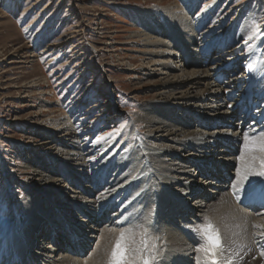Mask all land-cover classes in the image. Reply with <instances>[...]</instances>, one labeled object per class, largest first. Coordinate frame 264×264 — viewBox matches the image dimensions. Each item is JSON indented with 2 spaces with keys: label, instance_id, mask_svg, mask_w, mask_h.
Wrapping results in <instances>:
<instances>
[{
  "label": "rangeland",
  "instance_id": "1",
  "mask_svg": "<svg viewBox=\"0 0 264 264\" xmlns=\"http://www.w3.org/2000/svg\"><path fill=\"white\" fill-rule=\"evenodd\" d=\"M167 7L171 11H179L178 16H187L189 23L196 28L193 40L197 43L187 44L186 50L195 53V58L204 61L207 68L227 66L233 58L247 54L250 55L247 59L253 64L259 65L263 61L264 38L260 34L264 33V0H0V227L7 228L15 222L18 236L8 240L5 235V239L0 240V264L6 263H1V258L15 255L14 248L18 255L23 252L22 255L26 256L30 253L27 252L30 246L38 243V239L48 246L52 233L50 227L52 231L58 230V234L64 230V224L58 220L60 211L41 199V195L45 194H28L25 180L37 178L36 173L29 174L36 169L59 183L67 181V191H59L68 192V199L81 202L88 197L94 214L102 209L105 200L124 190L122 187L131 184L141 174L143 183L137 187L139 194L132 198L134 192L131 190L118 198L125 203L129 200L134 202L133 206L127 207L130 216L127 218L124 215L121 220V208L114 209L110 216L119 217L122 225L115 221L106 228L114 229L119 236L121 228L136 226L135 218L144 215L146 220L149 219L145 224L153 236L162 230L164 233V229L168 232V226L164 227L162 218H159V208L153 205L154 198L157 200L156 191L161 189H156L149 177H144L143 171L148 164L143 156L148 142V138L144 137L147 130L143 125H136V128L132 125L144 116L145 108H156L160 89L173 80V76L167 78L162 75L164 71L160 64L164 58L145 53L152 48L143 36L147 33L153 38L167 39L166 33L171 29L167 22ZM137 11H148L153 21L166 28L163 35L157 37L159 34L154 30H147ZM230 31L234 32L233 41L223 43ZM245 37L251 39L245 40ZM114 40L119 43L115 45ZM168 40L182 57L171 58L175 66L187 52L180 49L174 36ZM209 47L212 48L210 58L204 60L203 54ZM167 52L172 50L166 49V57ZM243 66L235 68L234 73L247 76ZM234 73L228 74L222 81H212L213 86L209 87L213 92L217 90L225 94L221 97L224 99L222 103H216L220 109L227 105L236 106L244 99L242 94L248 88L247 83L237 85L236 82V93L232 96L227 93L233 91L229 85L236 81ZM206 89L204 82L195 85L196 92ZM261 98L252 96L254 102ZM205 101L208 106H205L204 113H208L213 101L208 94ZM243 111L245 108L242 114ZM53 119L55 124H52ZM64 121L67 122L66 127L57 131L60 126L56 125ZM68 133L79 145L75 151L78 155L73 158L82 157L81 154L87 158V166L82 169L68 166L61 159L55 161V156L66 149L65 144L72 143L65 141H72L71 137L65 136ZM240 157L241 154L235 156L238 160ZM201 162L203 160L199 162L200 166ZM235 168L239 170V165ZM256 169H259V164ZM71 170L74 173L69 172ZM66 172L70 173V177H66ZM83 172L86 174L79 176ZM200 177L201 174L197 179ZM76 178L79 180L76 181ZM233 179L235 181L236 177ZM83 188L88 194L85 197ZM99 188L103 190L97 193ZM62 193H52L55 199L49 197L52 195L44 198L50 199V202L52 199L56 203V199L62 202ZM191 202V199L188 200L187 205ZM244 209L247 211V208ZM39 215L40 219L35 222L33 219ZM50 217H53V222ZM212 220L216 222L214 218ZM40 223L43 228H39ZM25 229H30V232ZM35 230L38 231L36 236L32 234ZM255 230L254 234H259V228L255 227ZM98 240L94 241V248L90 253L87 251V255L80 258L69 255L87 262L96 250ZM157 243L163 250V243ZM63 250L66 249H59L55 257ZM36 258L29 264H34ZM108 258L104 264H107ZM29 260L28 255L26 262Z\"/></svg>",
  "mask_w": 264,
  "mask_h": 264
},
{
  "label": "bare ground",
  "instance_id": "2",
  "mask_svg": "<svg viewBox=\"0 0 264 264\" xmlns=\"http://www.w3.org/2000/svg\"><path fill=\"white\" fill-rule=\"evenodd\" d=\"M169 9L168 7L166 8V15L171 29L168 34L166 33L167 39L153 38L147 33L143 36H146L144 40L152 48L146 50L145 53H154L156 57L164 58L165 60L160 64L161 70L164 71L162 75L165 74L167 78L173 76V80L171 82L168 81L169 85L160 89L155 102L156 108L154 106L145 108L144 116L132 124L135 128L136 125H143L147 130V134L144 137L148 138V142L146 143L147 147L144 149L143 156L147 158L148 164L143 171L145 172L144 177H149L152 181L151 185L156 189H161L160 192L156 191L155 197H157V200L154 198L153 205L159 208V218H162L163 226H168L169 228L167 229L168 232L164 229L163 233L161 229L162 231L155 235L160 237L159 241L163 243V250L160 248V251L159 249L160 264H196L195 261H197L198 255L202 259V254H198L195 251L196 245L200 243V240L191 231L190 224L203 223L205 217L211 220L221 233L223 251L218 253L221 264H229V262L230 264H264V256L261 255V252L264 251V210L254 213L244 209L250 202H260L261 198L264 197V195L259 194V189L264 188V181L253 174L259 170L256 169L259 159L253 160L251 158L252 154L246 152L243 153V159L238 160L235 158L238 154L242 156L244 134L246 132L252 134L253 129L258 131L264 128V59L259 65L253 64L252 60L247 59L250 56L247 54L245 56L242 55V57H235L232 60L229 59L230 62L227 66L207 68L204 61L202 62L195 58V53L186 50L187 44L197 43L193 40L194 34L197 32L196 28L194 29L193 25L189 23L187 16H178L179 11H171ZM137 12L141 20L146 24L147 30H154V33L159 34L157 37L163 35L162 33H164L166 28L158 21H153L148 11ZM173 36L180 49L187 52L182 61L175 66L172 65L171 58L179 59L182 57L178 55L173 45L169 44L168 39ZM227 36L223 43L233 41L234 32L230 31ZM114 41H116L114 42L115 45L119 43L117 40ZM165 48L172 50V52H167V57ZM211 51V47L207 48V51L203 54L204 60L210 58ZM228 52L231 51L229 50ZM244 60H248V62L242 63ZM241 64H244L243 70L247 76H243V73L239 75L234 73V69L240 67ZM230 73L235 74L233 79L236 81H233V84L230 83V89L232 88L233 91L227 92L228 95L232 96L236 93L238 89V86L236 89V82L237 85L247 83L248 88L242 94L244 99L240 104L237 103L238 105L236 106L227 105L220 109V105L216 103H222L224 99L222 100L221 97L225 94L218 93L217 90L213 92L209 87L213 86L212 81L214 83L222 81ZM203 82L207 89L203 92L197 90L201 91L200 93L196 92L195 85L203 84ZM207 94L213 101H211L212 108H210V113H204V110H206L205 106H208V104H205ZM252 96L253 98L254 96L256 98L262 96V98L254 102ZM244 108L245 111L242 114L241 112ZM240 114L242 115L241 118ZM52 124H55V119H53ZM66 124L67 122L64 121V123L56 125L60 126L57 131L64 129ZM71 135V133H68L65 136L71 137ZM65 141L72 143L65 144L64 147L66 149L55 156L57 158L55 161L57 162L58 159H61V162L68 164V166H76L79 169L87 166V158L83 154H81L82 157L73 158V156L78 155L75 153L76 149L79 148L78 141L73 138L72 141ZM184 151L192 152L193 154H185ZM198 153L201 154L200 157L196 156ZM255 155L259 157L261 154L256 153ZM201 160L203 162L200 163L202 164L200 166L199 162ZM237 164L239 165V170L235 168ZM102 167L104 166L100 168ZM73 171L69 172L74 173ZM226 171L227 175H225ZM84 173H80L79 176H83L82 174ZM29 174H35L37 178H28L30 181L28 179L25 180L28 185V194L44 193L45 195L42 194L41 199L46 201L49 206L53 205L54 208L56 207L57 209L55 210L60 211L61 215L58 216V220L59 223L64 224V230L63 232L59 231L61 234H58V230L54 229L52 231V227H50L52 233L48 246H44L41 243V239H38V243H33L30 246L32 252L30 249L29 251L26 250L30 252L26 256L22 255L23 252L18 255V251L14 248L13 253L15 255H10L8 259L1 258V263L6 261L7 264H10L9 262L11 264H29V262L34 261L33 258L36 256L34 264H104L111 252V244H114V239L118 236L114 229H107L106 227L111 226L115 221H119L120 218L122 220L124 215L127 218L130 216L128 208L133 206L134 202L129 200L128 204L125 201L118 200V198L124 195V192L131 190L132 193L134 192L133 196L131 195L132 198L139 194L137 187L143 183L141 174L131 184L122 187L124 190L118 191L111 198L105 200L102 209L96 211V214L91 211L92 207L89 205L88 197L81 202H76L74 199L66 197L69 195L68 192L62 193L59 191L62 189L66 190L65 183L67 181L62 184L49 179L48 175L40 169L30 171ZM65 174H68L66 177H70V173L66 172ZM200 174L202 177L197 179ZM234 177H236L235 181ZM255 179L256 181L253 182ZM258 179H260V182ZM75 180L78 181L79 179L76 178ZM127 180L128 178L125 179V182ZM115 182L117 185L119 184L118 181ZM231 183L233 184L231 185ZM102 185L104 187L105 183ZM233 185H236V187H233ZM249 185H256L257 194L249 196L245 194V191H241L239 195L234 194L237 188L247 190ZM160 186L164 188H160ZM102 190H98L97 193ZM227 190L231 191L227 192ZM54 192L62 193L61 197L64 200L60 202L59 199H56L58 200V203H56L52 194ZM82 194L84 197L87 194L84 188ZM47 196L54 199L50 202V199L46 200L44 198ZM190 199L192 202L187 205V201H190ZM67 201L71 205L74 204V206L63 204V202ZM63 208L66 209L64 210ZM118 208H121L122 211L120 218L111 217L110 212ZM124 209L126 214H123ZM43 216L47 218V215L44 214ZM30 217L31 215L28 218ZM40 217L41 215L33 220L36 222ZM80 218L84 220L79 221ZM135 219L136 225H144L145 227L147 225L145 223L149 220H146L144 215ZM42 220L44 219L42 218ZM51 221L53 222V217ZM121 222L119 221V225H122ZM53 225L58 227L54 223ZM43 226L40 223L39 228H43ZM255 227L259 228V234H254L257 232ZM102 228L104 230H102L100 235ZM25 230L30 232V229ZM37 230L32 234L36 236ZM179 231L182 233L179 234ZM47 234L49 236L48 232ZM5 235L8 240L9 238H14V236L18 237L15 222L10 223L7 228L5 226L0 227V240H4L5 238L3 237ZM95 240H98V244L91 258L87 262L79 260L78 258L82 257V255L90 253L94 248ZM139 240L140 237L138 235L134 237L135 242L138 243ZM59 249L61 251L62 249L66 250H63V253L55 257ZM87 251L88 253H86ZM69 254L76 255L78 258L74 257V259ZM28 255L30 260L26 262ZM194 255L196 257L192 258Z\"/></svg>",
  "mask_w": 264,
  "mask_h": 264
},
{
  "label": "snow or ice",
  "instance_id": "3",
  "mask_svg": "<svg viewBox=\"0 0 264 264\" xmlns=\"http://www.w3.org/2000/svg\"><path fill=\"white\" fill-rule=\"evenodd\" d=\"M260 35L261 38H264V33ZM250 39L251 37H245V40ZM245 152L252 154L253 160L259 159V170L253 174L264 181V128L258 131L253 129L252 134L247 132L244 134L240 159L244 158L243 153ZM256 153L261 155L258 157L255 155ZM241 191H245L246 195L251 196L257 194V187L249 185L247 190L237 188L234 194L239 195ZM259 194L264 195V188L259 189ZM190 227L200 240L195 251L202 254V259L198 255L197 264H221L218 253L223 251V239L219 229L207 217L203 223ZM137 235L140 237L138 243L134 241V237ZM159 240L160 237L153 236L150 229L144 225L121 228L120 234L112 246L107 264H159L161 259L157 243ZM261 255L264 256V251L261 252Z\"/></svg>",
  "mask_w": 264,
  "mask_h": 264
}]
</instances>
